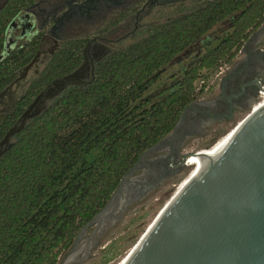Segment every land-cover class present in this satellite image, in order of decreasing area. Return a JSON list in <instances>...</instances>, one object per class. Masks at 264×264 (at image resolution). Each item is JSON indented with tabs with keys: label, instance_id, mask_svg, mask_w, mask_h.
I'll return each instance as SVG.
<instances>
[{
	"label": "trees",
	"instance_id": "1",
	"mask_svg": "<svg viewBox=\"0 0 264 264\" xmlns=\"http://www.w3.org/2000/svg\"><path fill=\"white\" fill-rule=\"evenodd\" d=\"M32 1L8 0L0 9V56L6 28ZM225 19H231L228 31L169 86L148 93L164 65ZM263 21L264 0H211L113 50L96 65L90 83L69 87L28 120L0 155V264H57L140 154L203 90L197 82L232 63ZM84 42L60 43L0 125V141L40 91L80 65ZM39 48L40 35H34L2 56L0 92Z\"/></svg>",
	"mask_w": 264,
	"mask_h": 264
},
{
	"label": "flooded vegetation",
	"instance_id": "2",
	"mask_svg": "<svg viewBox=\"0 0 264 264\" xmlns=\"http://www.w3.org/2000/svg\"><path fill=\"white\" fill-rule=\"evenodd\" d=\"M7 1L0 0V9ZM209 1L211 0H33L13 18L12 21L16 25L13 27L12 34L17 31L15 36L18 40L40 35V48L31 61L25 65L32 63L25 77L17 83L14 82V79L10 87L8 86L11 83L0 92V94L3 92L0 96V115L6 114L8 117L18 100L24 95L25 90L21 93H18L17 90L26 81L24 79L29 70L33 67L34 75L29 79L28 84L44 67L40 70L37 68L39 61H45L46 64L65 39H85L81 63L74 69L77 71L76 75L70 78L65 75L53 80L39 92V94L44 93V96L38 97V94L25 110L30 109L31 112L39 110L43 108V102L47 106L69 87L90 83L96 65L112 52L99 39H104L105 36L120 28L129 27L130 24L133 26L131 32H134L138 27L139 20L154 8L164 11L166 8L170 10L172 7L178 9L188 6L191 7L185 12L188 13L195 8L204 6ZM88 20L103 21L107 25L102 29L95 30L90 38L83 36L60 37L59 33L63 34L66 29H75L82 22ZM28 23H31L32 27H29ZM23 25L24 28H22ZM129 31L125 32L129 33ZM263 33L264 21L243 43L237 54L240 57L235 58L228 65L229 68L222 72L219 93L210 98L199 99L195 96L191 102L184 106L173 128L155 143L153 149L134 163L132 172L120 184L112 200L106 202V205L108 204L106 210L93 221L97 226L96 232L84 241L81 236L85 230L78 236L75 235L71 243V253L77 250L78 254L76 255H86L98 242L100 234L108 227L111 219L118 218L130 203L146 198L150 191L161 187L179 174L185 166L180 149L188 138L191 136L205 137L208 125L225 123L232 119L236 112L249 107L256 100L261 92L259 85L264 84V47L261 43ZM50 39L53 40L51 47L45 48ZM13 41L15 42L14 39ZM23 68L19 74L23 72ZM18 121L19 119L16 124ZM217 127L219 128V126ZM4 146L0 145V150ZM158 150H163L164 153L157 154ZM136 169L140 170L139 174L133 173Z\"/></svg>",
	"mask_w": 264,
	"mask_h": 264
},
{
	"label": "water",
	"instance_id": "3",
	"mask_svg": "<svg viewBox=\"0 0 264 264\" xmlns=\"http://www.w3.org/2000/svg\"><path fill=\"white\" fill-rule=\"evenodd\" d=\"M14 25L16 23L12 21L6 28L0 60L15 45L12 39ZM28 25L32 27L31 23ZM31 65L25 66L14 82L23 79ZM76 72L74 70L65 77H73ZM259 88L260 95H264V84ZM40 95L44 96V93L38 97ZM45 108L43 102V108L23 112L18 123L0 141L1 146L5 145L0 155L27 121ZM252 113L250 111L235 125L223 150L208 156L202 168L197 170V176L171 196L122 264H264V109ZM6 117V114L0 115V125ZM154 146L141 153L138 159ZM163 153V150L157 151V154ZM184 163V168L190 165V157H184ZM132 170L133 167L122 177L109 202ZM136 201L130 203L120 216ZM107 206L105 204L82 226L77 236L93 224ZM111 225L112 219L104 230ZM100 238L101 234L92 248L100 244ZM91 249L86 255H76L77 250L72 253L68 250L60 264L82 262L90 258Z\"/></svg>",
	"mask_w": 264,
	"mask_h": 264
},
{
	"label": "rangeland",
	"instance_id": "4",
	"mask_svg": "<svg viewBox=\"0 0 264 264\" xmlns=\"http://www.w3.org/2000/svg\"><path fill=\"white\" fill-rule=\"evenodd\" d=\"M191 7L174 8L170 10L166 8L164 11H158L154 8L147 15H144L139 20L137 29L134 32L132 24L124 29L120 28L115 32L99 39L100 42L106 44L110 51L121 49L129 44L144 39L152 32H154L162 23L168 21L175 16L187 12ZM107 25L103 21L88 20L82 22L75 29H66L60 37H76L83 36L90 38L95 30L102 29ZM231 26V19H225L215 26H213L200 40L193 43L186 48L182 53L173 58L170 62L164 65L158 72V79L152 84L148 90L149 94L160 91L164 87L169 86L176 78L181 76L184 68L191 62L195 61L201 56L207 45L215 43L217 38L223 33L228 31ZM126 30H130L126 33ZM17 31L12 34L15 42L20 41L16 38ZM262 47H264V33L262 35ZM51 41L45 48L51 47ZM240 57L237 55L235 58ZM45 64V61H39L38 69L40 70ZM229 68V66L222 65L217 70L212 71L205 75V77L197 82L198 88L203 90L197 93V98H210L219 93V82L222 72ZM34 75L33 67L29 70L24 84L18 88L17 92L21 93L25 90L29 79ZM204 84V85H203ZM203 85V86H202ZM262 100L261 95L254 100L249 107L242 109L235 113L234 117L225 123L219 125L212 123L208 125L205 137L191 136L186 140L180 149V154L187 157L188 154L200 151L202 149H210L214 146L223 136L228 134L235 125L240 122L250 111L255 104L260 103ZM219 126V128L217 127ZM191 154V155H192ZM190 155V159H191ZM193 164L185 167L173 179L165 182L161 187L150 191L146 198L138 199L122 216L112 219L111 227L107 228L101 233L100 244L91 249L90 258L84 261H75L74 264H119L129 253L131 248L140 239L146 229L154 221L157 214L168 202L171 196L175 193L179 184L188 176L193 168ZM134 174H139L140 170L136 169ZM97 226L95 223L90 224L84 231L81 239L92 236L96 232ZM71 245L62 251L59 256L57 264H60L68 250H71Z\"/></svg>",
	"mask_w": 264,
	"mask_h": 264
},
{
	"label": "bare ground",
	"instance_id": "5",
	"mask_svg": "<svg viewBox=\"0 0 264 264\" xmlns=\"http://www.w3.org/2000/svg\"><path fill=\"white\" fill-rule=\"evenodd\" d=\"M261 102L257 103L252 108V114H256L259 111L264 109V95H261ZM232 130L223 136L214 146H212L210 149H202L200 151L194 152L192 155L188 154L187 157L190 155L191 160L190 162L194 165L191 172L188 174V176L179 184L177 187L175 193L180 189L186 187L196 176H197V170H200L202 166L205 164L208 156H213L215 154H218L223 150V148L228 144V142L231 139ZM190 166V165H189ZM125 259V258H124ZM123 259V260H124ZM123 260L119 263L122 264Z\"/></svg>",
	"mask_w": 264,
	"mask_h": 264
}]
</instances>
